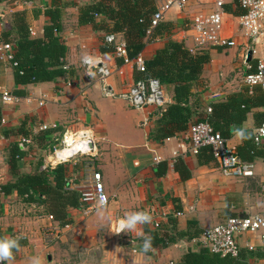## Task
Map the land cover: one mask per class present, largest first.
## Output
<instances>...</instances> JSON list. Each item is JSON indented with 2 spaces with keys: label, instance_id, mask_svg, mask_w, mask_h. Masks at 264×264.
Returning a JSON list of instances; mask_svg holds the SVG:
<instances>
[{
  "label": "crops",
  "instance_id": "crops-1",
  "mask_svg": "<svg viewBox=\"0 0 264 264\" xmlns=\"http://www.w3.org/2000/svg\"><path fill=\"white\" fill-rule=\"evenodd\" d=\"M94 1L97 0H0V11L5 14L0 33L4 26L13 27L15 13L22 12L33 38H43L44 28L50 24L45 15L48 8L54 4L65 7L60 35L67 47L63 66L69 67L63 77L53 82L20 86L15 82L10 59H1L0 45V88L13 95L15 91H24L18 96L21 100L17 104H4L0 99V184L15 181L7 167L11 143L20 147L23 139H29L25 149L20 147L26 151L18 163L21 172L38 171L49 183H54L53 170L61 164L49 163V150L58 145L66 130L89 131L97 143L93 168L101 174L111 199L107 207L88 218L82 216L79 208L69 206L66 208L69 222L61 224L57 219L54 222L48 219L53 208L42 204L39 198L29 201L27 196L21 197L15 191L0 195V237H20L19 251L14 250L6 264H31L33 257H38L40 264H208L200 255L207 249L201 241L204 230L231 217L264 212V142L260 153L249 154L252 142L240 141L233 133L227 139V145L241 159L255 166L253 177L240 179L225 176L209 149L193 155L180 137L161 143L151 141L150 131L161 118L156 109L139 111L123 100L105 97L96 75L83 68L86 56L101 55L114 71L109 85L122 92L138 80L137 70L143 67L136 61L120 63L113 52H101L107 33L97 32L92 25H79L78 5ZM227 6L231 13H225L222 35L234 40L236 46L204 50L211 61L203 70V87L198 93L203 112L209 113L211 104L223 102L235 93L264 95L260 88L250 90L245 83V76L264 57V49L255 47L256 53L250 51L251 41L240 27L241 14H232L236 12L234 3ZM215 8V0H191L184 9L169 12L164 23H170L171 30L144 47L140 53L143 63L171 39L190 49L193 17L211 13ZM97 20L102 21V17ZM117 38L123 41L122 35ZM249 52H252L250 60ZM68 82L72 85L68 86ZM164 88L172 99L173 87ZM41 100L46 101L42 107ZM147 118L150 123L143 125ZM262 123L264 107H257L241 127L252 132ZM42 125H49L50 129L42 131ZM175 152L179 156L175 157ZM38 155L42 156L39 160ZM63 164L69 174L65 189L80 194L85 184L91 183L88 160L73 159ZM160 164L165 169L161 176L157 174ZM136 211L148 212L151 221L118 233L119 219ZM163 213L166 218L161 217ZM177 213L181 215L176 217ZM157 221L161 222L158 229L154 226ZM50 226L61 229L59 238L52 243L46 239ZM153 231L160 232L162 240L144 252L145 234ZM237 242L238 257L221 256L214 264H264V247L258 234L239 235ZM189 253L199 256L187 259Z\"/></svg>",
  "mask_w": 264,
  "mask_h": 264
},
{
  "label": "trees",
  "instance_id": "trees-1",
  "mask_svg": "<svg viewBox=\"0 0 264 264\" xmlns=\"http://www.w3.org/2000/svg\"><path fill=\"white\" fill-rule=\"evenodd\" d=\"M78 6L79 25H92L97 32L122 35L130 59L137 58L148 43L161 37L172 28L170 23L163 22L153 31L152 35H148L151 18L156 11L155 0H97L91 4ZM234 6L236 12L232 14L239 16L244 13L237 2L234 3ZM64 8L54 4L45 11L50 24L44 28L43 38L31 36L22 12L15 13L13 27H3V31L0 33V45L3 43L13 45L11 61L16 84L27 86L53 82L65 75L63 64L67 47L60 35ZM225 12L231 13V9L227 5ZM98 17H102V21L98 22ZM113 51V45L103 44L101 47L103 53ZM118 59L122 61L120 63H123L121 58ZM210 61L211 57L207 51L192 54L184 43L171 39L164 48L156 52L152 59L145 61L143 70H137L138 80L155 78L163 86L171 85L173 87V102L165 109L163 116L155 122L149 135L151 141L164 142L167 138L175 137L178 133L187 130L191 124L200 122L208 123L227 140L231 137L230 128L232 126L241 127L253 108L264 107V95L252 97L246 92H240L229 95L223 102L211 104L209 113L203 112L198 93L203 87V70ZM255 69L253 68L249 73H253ZM22 94H24L23 90L14 93L16 96ZM260 98L263 101H259ZM253 140L254 138L249 140L252 144L251 152L248 153L258 154L261 152V145L255 144ZM208 149L210 151L208 147L202 150ZM25 155L26 151L22 150L18 143L10 144L7 167L9 175L15 181L0 184V195L15 191L21 197L27 196L29 201H32L34 197L39 198L42 204L53 208L51 211L55 219L61 224H67L69 220L66 208L69 206L78 208L80 194L65 189L69 184L66 165L61 164L53 170L55 182L49 183L48 179L38 171L21 172L18 163ZM200 158L202 159V157ZM242 160L246 161V159ZM164 173V164H160L157 174L161 176ZM148 235L152 238L151 248L162 240L160 232H148ZM200 255L205 257L208 264H214L221 257L208 249H205ZM194 256L199 255L189 253L187 259Z\"/></svg>",
  "mask_w": 264,
  "mask_h": 264
},
{
  "label": "built area",
  "instance_id": "built-area-1",
  "mask_svg": "<svg viewBox=\"0 0 264 264\" xmlns=\"http://www.w3.org/2000/svg\"><path fill=\"white\" fill-rule=\"evenodd\" d=\"M190 1L191 0H155L156 11L151 18L148 35H152L153 31L165 21L166 15L169 12L172 10L179 11L184 9ZM236 2L244 11L239 17V22L245 37L251 41L252 47L250 51L256 53L255 47L264 49V0H215L216 8L214 11L208 14L195 15L190 23V29L193 32V46L189 51L192 54L200 53L208 47L231 48L236 46L234 40L223 37L222 35L226 24L225 6ZM25 4H28V2H25ZM4 18L5 14L0 11V22ZM29 31L31 34L33 33L31 29ZM55 32L57 31L55 30ZM104 43L113 45L114 55L117 58H121L124 64L136 61L137 64H142L143 66L139 70L144 69L145 62L143 63L140 55L135 59H130L128 57L125 42L119 41L116 34L111 33L105 35ZM1 45V59L7 57L11 61L13 45L11 43H3ZM83 68L87 72L96 75L101 92L105 97L122 99L135 110L144 111L148 108H154L157 111V115L162 117L165 109L172 103V99L166 93L164 86L155 78L137 80L126 90L116 92L108 83L114 71L105 63L101 55L86 56L83 59ZM63 69L69 70V67L63 66ZM245 83L250 90L260 88L264 92V57L258 59L255 71L245 76ZM71 85L72 83L68 82V86ZM0 99L4 104H17L21 100L20 97L2 88H0ZM45 102L46 101L41 100L39 105L42 107L45 105ZM150 121V118L145 119L143 125L149 124ZM261 127H264V123L254 129H259ZM40 129L42 131H47L50 129V126L42 125ZM175 137H180L181 141L186 143L187 147H189V152L193 155H198L205 147L210 148L213 159L218 163L222 173L227 177L241 179L254 176V164L243 161L239 157L237 151L227 145V140L221 133L214 130L206 122L191 124L187 130L178 133ZM172 138H167L165 141H170ZM253 138L257 145H261L264 142V135H260L259 132H255ZM28 143H30L29 139H23L20 143V147L25 149ZM62 143V148L54 147V157L59 164L69 162L73 159L76 160L77 156L89 159L88 169L91 174V183L88 181L87 184H85V188L81 190L80 205L78 207L82 216L88 218L99 209L107 207L111 201L102 183L101 174L96 172L93 168L94 159L97 156L96 138L89 131L74 132L66 130ZM76 143H80V148L77 152L64 160L58 158L59 152L64 151L66 148H69L70 145ZM177 156H179V154L175 152V157ZM52 158L53 157H50V160ZM155 159L158 160V157ZM101 197L104 198L103 205L99 203ZM180 215V213L175 214L176 217ZM166 216L165 213L161 215L162 218H166ZM48 219L53 222L55 221L53 215H49ZM117 225L118 231L119 224L117 223ZM154 226L157 229L160 228L161 222H155ZM121 232L122 231H119V233ZM246 233L258 234L260 242L264 247V212L249 214L244 217H231L221 225L204 230L201 241L208 250L215 254H219L223 257H238L240 249L237 237ZM60 234L61 229L59 226L48 227L46 233L48 243L57 241Z\"/></svg>",
  "mask_w": 264,
  "mask_h": 264
},
{
  "label": "clouds",
  "instance_id": "clouds-1",
  "mask_svg": "<svg viewBox=\"0 0 264 264\" xmlns=\"http://www.w3.org/2000/svg\"><path fill=\"white\" fill-rule=\"evenodd\" d=\"M230 131L234 134L236 139L240 141L252 140L255 132H259L260 135H264V127L259 129H254L252 132L247 131L243 127L232 126ZM258 142V138H257ZM100 205H103L104 198L101 197L99 201ZM151 221V216L146 211H136L125 213L124 216L119 219V231L123 230H133L138 224H146ZM117 233V234H118ZM20 237H0V264H6L7 261H10L13 256V252L19 251ZM152 246L151 236L145 234V238L142 242V249L144 252H148ZM31 264H40V259L38 257H33Z\"/></svg>",
  "mask_w": 264,
  "mask_h": 264
},
{
  "label": "rangeland",
  "instance_id": "rangeland-1",
  "mask_svg": "<svg viewBox=\"0 0 264 264\" xmlns=\"http://www.w3.org/2000/svg\"><path fill=\"white\" fill-rule=\"evenodd\" d=\"M165 89V88H164ZM166 91V90H165ZM166 93L167 94H169L167 91H166ZM111 99V98H110ZM116 99H119V98H116ZM116 99H113V100H116ZM120 100H122V99H120ZM64 139V135L61 137V139H60V141H59V143H58V145L56 146L57 148H62L63 147V143H62V140ZM97 144V143H96ZM98 146V145H97ZM72 148V147H71ZM71 148H68V149H65L64 151H62V152H60L58 155H59V157L61 158V160H64V159H66L67 157H68V154H66V152H67V150H69V149H71ZM47 156L48 157H53L50 161H49V163L51 164L52 162H55L57 159L54 157V147H52L50 150H49V152L47 153ZM38 160L39 159H41L42 158V156L41 155H38V157H36ZM77 159H81L80 158V156H77L76 157ZM83 159V158H82ZM84 159H86L85 157H84ZM88 161H89V159H87ZM53 164H59L57 161L55 162V163H53Z\"/></svg>",
  "mask_w": 264,
  "mask_h": 264
},
{
  "label": "bare ground",
  "instance_id": "bare-ground-1",
  "mask_svg": "<svg viewBox=\"0 0 264 264\" xmlns=\"http://www.w3.org/2000/svg\"><path fill=\"white\" fill-rule=\"evenodd\" d=\"M69 148H71V149L67 150V152H66V154H68V157H70L71 155H73L75 152L78 151V149L80 148V143L72 144V145H70ZM66 149H68V148H66ZM58 158L61 160V158L59 157V155H58Z\"/></svg>",
  "mask_w": 264,
  "mask_h": 264
},
{
  "label": "water",
  "instance_id": "water-1",
  "mask_svg": "<svg viewBox=\"0 0 264 264\" xmlns=\"http://www.w3.org/2000/svg\"><path fill=\"white\" fill-rule=\"evenodd\" d=\"M251 57H252V52H249V53H248V60H250Z\"/></svg>",
  "mask_w": 264,
  "mask_h": 264
}]
</instances>
